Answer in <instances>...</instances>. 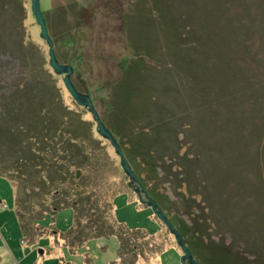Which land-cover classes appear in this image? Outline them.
I'll return each instance as SVG.
<instances>
[{"label":"rangeland","instance_id":"obj_1","mask_svg":"<svg viewBox=\"0 0 264 264\" xmlns=\"http://www.w3.org/2000/svg\"><path fill=\"white\" fill-rule=\"evenodd\" d=\"M67 1L76 5L65 12L73 32L66 45L72 52L80 41L77 31L86 36L80 41L84 42L79 65L82 77L77 79L81 86L103 94L95 97V92L89 93L100 117L105 114L108 92L101 85L121 76L129 60L133 69H142L141 75L132 73L121 80L117 91L132 87L131 95L154 104L161 116L156 118L159 115L152 113L151 106L146 120L150 130L143 129L157 139L160 134L155 152L161 156L155 155L153 167L127 161L172 224L190 238L191 216L201 212L188 198L191 213H185L177 207V200L184 195L202 205V195L209 194L217 200L213 210L219 209L224 216L215 222L206 216L202 228L208 237L225 243L232 239L228 216L233 224L242 226L247 238L264 244V0H40L51 38V20L63 17V12L56 9L52 14L50 9ZM3 4L0 36L6 45L2 50L0 44V113L2 98L16 88L23 75L24 52L30 51L35 63L49 66L47 42L39 36L30 1L0 0ZM53 41L57 58L66 62L57 38ZM201 54L210 56L209 60ZM70 63L71 75H75L78 64ZM191 68L193 77L212 78L207 82L212 81L213 87L183 77ZM137 85L143 91L135 89ZM193 85L202 93L190 87ZM64 93L71 100L66 89ZM102 119L119 138L113 120ZM127 122L134 121L129 118ZM104 142L109 161L104 172L109 176L100 189L109 192L130 181L112 144ZM15 188L0 176V264H182L174 235L150 206L140 203L133 184L123 186L113 197V206L105 204L109 219L115 217L123 223L113 225L120 234L111 232L80 242L71 229L67 231L73 220L70 208L53 217L35 212L33 218L18 208ZM172 202L176 204L170 208ZM211 209L203 205L208 214ZM21 217L28 219L25 228ZM122 236L129 237V246L136 253L123 251ZM185 241L199 264H214L195 255L190 239ZM245 243L238 240L236 245L244 250Z\"/></svg>","mask_w":264,"mask_h":264},{"label":"trees","instance_id":"obj_2","mask_svg":"<svg viewBox=\"0 0 264 264\" xmlns=\"http://www.w3.org/2000/svg\"><path fill=\"white\" fill-rule=\"evenodd\" d=\"M23 2H21L22 12L25 7ZM74 2L67 1L66 5L61 3L50 9L52 14L56 9L63 12V17L51 20L53 28L51 39L52 42H55L53 39L57 38V47H61L60 55L63 60L78 64L75 75H71V81L75 86L82 91L95 92V97H101L103 94L98 95V92L95 91L96 88L90 89L87 85L81 86V82L77 79L82 77L79 65L83 60L82 45L84 42L80 43V41L86 36H82L81 30L77 31L76 40L80 41L76 42V45L71 49L72 52L66 45V42L71 40L73 32L67 23L65 12L73 10L72 6L76 5ZM2 6L4 4L0 5V7ZM3 40L4 38L0 36V44L3 48H0V51L4 50L6 45ZM16 42L18 43L17 39ZM24 54H27V58L26 61L22 62L21 60L25 64L24 70L22 69L23 75L17 81L16 88L9 90V94L4 95L5 97L1 101L0 176H4L16 187L15 198L20 206L18 208L27 211V215L30 214L33 218L35 212L40 213L43 217L45 215L53 217L57 211L70 208L73 220L66 230L71 229L70 233L79 242L81 239L86 240L98 235L105 236L111 232L120 234L118 230L114 231L115 227H113L120 221L115 217L109 219L110 217L105 213V204L113 206V197H116L117 193L119 194L123 186L132 184L128 181H125L124 184L119 183L109 192L100 189V184L108 181L106 177L109 176L104 172L105 166L109 164L105 148L107 142L105 144L101 134L96 131L91 116L85 115L87 109L76 103L72 97L69 101L65 99L66 88L61 76L53 72L51 67L46 65L43 67L38 61L35 63L30 51H26ZM74 54L77 55L74 56ZM202 57H206L208 60L210 58L208 55H202ZM40 58L41 56L38 59ZM39 65L41 66L39 67ZM132 67V62L129 60L121 76L108 85H101L102 81L97 80V84L105 87L108 91L107 99L103 103L105 114L101 116V119L106 117L115 123L114 130L119 136L117 140L121 143L129 162L135 160L138 163H144L142 166L144 168L153 167L156 166L155 155L158 158L161 156L155 152V146L160 143L158 139H161V136L159 134L157 139L156 134H151L146 120L151 110L152 113L159 115L155 116L156 118H160L161 115L154 108V104H150L151 100L131 95L134 88L125 86V88H121V92L117 91L121 80H126L132 73L136 76L142 74L140 67L135 69ZM193 72L191 68L187 73L186 71L183 73V77L193 81L196 79L207 88L213 87L212 81L207 82V79L212 78H204L199 75L193 77ZM190 87H193L197 93H202V90H198L196 85ZM207 88L203 89L206 90L204 92H207ZM135 89H138L139 92L143 91L141 86ZM141 97L143 100H139ZM151 106L153 107L150 110ZM129 118L134 122H127ZM143 127H148L149 130H144ZM114 136L116 137L115 134ZM180 176L183 177V175ZM204 191L209 192L206 189ZM188 198H190L191 204H194L201 212L191 216L192 224L189 226L194 236L190 233L192 236L189 238L183 234L184 238L190 239L195 255L201 256L203 260H213L214 264H264V244H257L253 239L247 238L243 234L242 226L233 224L234 221L231 217L226 216L230 222L231 232H233L229 242L225 243L223 240L215 242L213 238L207 236V232L202 228L206 226V216L210 215L214 222L224 216L219 209L213 210L214 206H217L214 204L217 202L215 197L213 198L209 194L202 195L203 204L201 205V202L194 198L182 195L177 200V203H180L177 207L182 208L185 213L190 212ZM175 204L172 202V205H169L170 208ZM204 204L208 208H212L211 213L208 214L203 210ZM19 220L21 226L25 228L24 223L28 219L21 217ZM120 225L119 227H122ZM122 237L123 251L136 253L133 252V247L129 246V237ZM238 240L246 242L244 250L236 245ZM211 255H215V258L211 259Z\"/></svg>","mask_w":264,"mask_h":264},{"label":"water","instance_id":"obj_3","mask_svg":"<svg viewBox=\"0 0 264 264\" xmlns=\"http://www.w3.org/2000/svg\"><path fill=\"white\" fill-rule=\"evenodd\" d=\"M30 1V10L34 16L35 22H37L39 27V36L47 42V52H48V59L47 62L49 66L53 70V72L58 73L61 75V80L64 83V87L71 94L72 99L79 105L84 106L89 113H91V118L93 119L95 124L96 131L101 134L105 140L107 139L111 146L113 147L114 152L118 155L119 164H121V168L125 174L128 175V180L131 184H133V188L138 195V200L140 203H144L145 205L150 206L152 212L157 215V217L167 225L166 227L168 230L174 235L176 243L179 245L181 253L179 256L180 262L182 264H199L197 259H195L194 255H192L184 235L179 232L175 224H172L171 220L166 214L165 210L159 206L158 202L146 191V188L141 184V181L137 174H135L134 170L130 166L129 162L127 161L126 154L123 152L121 147V143L117 140L114 136V133L105 125L103 120L100 117V113H98L97 109L92 102L91 96L89 92L82 91L78 89L73 81H71V73H73V66L70 62H61L57 58L56 52L53 47L52 39L49 35V31L47 29V24L43 15V11L40 7V0H29ZM135 183L139 184L136 185Z\"/></svg>","mask_w":264,"mask_h":264},{"label":"flooded vegetation","instance_id":"obj_4","mask_svg":"<svg viewBox=\"0 0 264 264\" xmlns=\"http://www.w3.org/2000/svg\"><path fill=\"white\" fill-rule=\"evenodd\" d=\"M181 253V252H180Z\"/></svg>","mask_w":264,"mask_h":264}]
</instances>
